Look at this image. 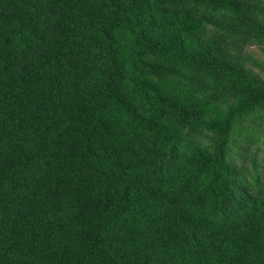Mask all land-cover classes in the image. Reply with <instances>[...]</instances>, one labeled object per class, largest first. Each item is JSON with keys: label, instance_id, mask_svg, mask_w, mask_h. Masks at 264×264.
I'll list each match as a JSON object with an SVG mask.
<instances>
[{"label": "trees", "instance_id": "16d2710c", "mask_svg": "<svg viewBox=\"0 0 264 264\" xmlns=\"http://www.w3.org/2000/svg\"><path fill=\"white\" fill-rule=\"evenodd\" d=\"M264 0H0V264H264Z\"/></svg>", "mask_w": 264, "mask_h": 264}, {"label": "rangeland", "instance_id": "374dc122", "mask_svg": "<svg viewBox=\"0 0 264 264\" xmlns=\"http://www.w3.org/2000/svg\"><path fill=\"white\" fill-rule=\"evenodd\" d=\"M259 147H260L259 160H260V163L264 165V137Z\"/></svg>", "mask_w": 264, "mask_h": 264}]
</instances>
